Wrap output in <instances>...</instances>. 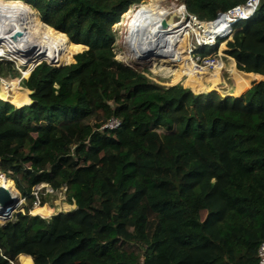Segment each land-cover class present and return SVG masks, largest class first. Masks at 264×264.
<instances>
[{
  "label": "trees",
  "instance_id": "trees-1",
  "mask_svg": "<svg viewBox=\"0 0 264 264\" xmlns=\"http://www.w3.org/2000/svg\"><path fill=\"white\" fill-rule=\"evenodd\" d=\"M22 1L60 36L36 64H70L43 61L21 100L0 96V172L26 205L0 223V264H259L264 81L249 86L264 75V0L230 34L243 78L233 97H195L116 58L114 25L145 0ZM182 1L202 21L247 2ZM113 117L121 126L104 127ZM41 184L76 209L45 217L56 208Z\"/></svg>",
  "mask_w": 264,
  "mask_h": 264
},
{
  "label": "bare ground",
  "instance_id": "bare-ground-1",
  "mask_svg": "<svg viewBox=\"0 0 264 264\" xmlns=\"http://www.w3.org/2000/svg\"><path fill=\"white\" fill-rule=\"evenodd\" d=\"M163 1V0H162ZM157 0L155 3L143 2L136 9L129 10L125 19L120 22L125 26V35H124V43L126 47L129 49L130 54L134 56H138L140 54L147 55L145 57L150 56H158L161 58V63L163 65L162 69L165 74H168L172 71V69L176 66L181 69H185L184 67V58H186V53H191L193 48H189L186 52H182L177 48H170L165 45V42L171 40L172 37H178L180 35L189 37L192 33H196L198 35L201 33L203 38L209 42L210 38L215 37L217 35L226 34L227 29L230 27L232 18L234 15L226 14L220 19H216L215 21H202L198 18L190 19L189 22L185 24L183 28L178 27L179 23L175 21V19L171 17V15H178V8L173 5L172 9L163 6ZM157 9H156V8ZM180 7V6H179ZM185 9V7L182 5ZM255 4H245L240 11L242 12L243 18L250 17ZM35 11L32 10L24 1L22 0H0V17L5 21L9 22L13 27L21 30V40L28 41L31 46L36 48L35 57L39 56L36 61L31 65L29 70L36 64L38 59L42 57L46 52L45 51L51 44L58 45L60 36L58 32L52 29L49 25H45L35 16ZM180 14V13H179ZM186 14V13H185ZM239 15V14H238ZM240 16V17H242ZM166 20V27L162 26V21ZM180 21V19H178ZM234 32V30L229 29V32ZM196 43V42H195ZM193 45V42L192 44ZM17 44L9 39H4L3 41V51L2 55H4V51L6 49L12 50L16 47ZM84 48V46H83ZM196 47L194 50H196ZM58 47L56 48V51ZM147 53V54H146ZM29 55L26 57L19 56L17 53L15 54V58L18 60V64L21 66H25L24 73L28 72V63L29 59L34 56ZM140 57V56H138ZM157 57V58H158ZM2 59L1 61H4ZM142 60V59H141ZM152 60V59H151ZM0 61V62H1ZM153 61V60H152ZM73 63V62H72ZM67 64V63H66ZM199 64V63H198ZM205 64V63H204ZM64 65V64H62ZM200 65V64H199ZM210 67L216 66V61L210 62ZM20 68V67H19ZM195 70L199 68L197 65L194 67ZM205 67H203L204 69ZM28 70V71H27ZM223 69H219L213 71L212 80L206 81L211 82L206 89L208 92L212 90L213 87L218 88L222 83V74ZM22 72V71H21ZM233 74L235 78V90H237L243 80L242 76L233 69ZM262 77H264L262 75ZM261 78V77H260ZM4 88L3 91L0 92V96L10 95L12 90L14 89L15 93L14 99L21 100L27 92V89L22 90L20 87V80L10 81L7 78H2ZM253 79L252 81H254ZM205 87L204 84L200 86H193L195 92H198V89ZM32 90L30 89V94ZM29 94V95H30ZM8 97V96H7ZM31 101V99H30ZM13 181L10 178L5 177L0 173V184H4L6 186H11ZM12 188V187H11ZM14 191V190H13ZM72 206L70 205V208ZM74 208V207H72ZM2 213L5 212L4 209L0 208ZM43 216V215H42ZM20 264H26L24 260H19Z\"/></svg>",
  "mask_w": 264,
  "mask_h": 264
},
{
  "label": "rangeland",
  "instance_id": "rangeland-1",
  "mask_svg": "<svg viewBox=\"0 0 264 264\" xmlns=\"http://www.w3.org/2000/svg\"><path fill=\"white\" fill-rule=\"evenodd\" d=\"M155 1H157V0H145L144 2L155 3ZM158 1L163 6L165 5V7H167V8L172 9L173 5H175L176 8H178V11H179L178 15L177 14L171 15V18L174 16L173 18L175 19V21L177 23H179V25H178L179 29L183 28L185 26V24L190 21V19L186 17L187 10L182 7V5H183L182 0H163V1L158 0ZM139 5H141V4H139ZM132 9H134V7H132ZM126 13L123 14L122 20L125 19L124 17L126 15ZM35 16L38 19H40L39 13L36 12ZM178 19H180V21ZM122 20L120 22H122ZM120 22L114 25V30L116 33L115 52H116V58L118 60L126 63L127 65L133 66V67L141 69V70H143L144 68H147L148 71L146 72V75L150 79H152L154 82H156L160 85H164L166 87H169V86H172V85H175L178 83V84H182L186 88H191L193 91H195L193 89V86H200V85L204 84L205 87L198 89V93H201V94L206 93V92L210 93L207 91L206 88L209 85H211V82H206V81H211L214 78V77L212 78L213 71L218 70V69L215 68L216 66L210 67L209 63L214 62L216 60H219L220 63L222 62V64H224L222 74H221L222 83L218 87L219 93L222 96H227V95H229L231 97L236 96L233 94L235 91V87H236L233 69L235 67L238 68V65H237L235 58L232 55L227 53L228 50L230 49L228 43L230 41L234 40L233 33L230 36L231 32H229V34L226 37L217 39L216 43L212 46H208L207 48L200 47L202 50L207 49V51H210L206 56H204L200 59H197V58H199L198 53H193V54L192 53H186L187 57L184 58L185 69L183 70V69L175 66L170 73L165 74L163 69H162L163 65L160 62L161 61L160 57L150 56V57H144L141 60L137 56L130 54L129 49L126 47V45L124 43V35H125V32H124L125 29L124 28H125V26L123 24H120ZM236 28H234V29H236ZM196 41H197V37H194L193 35L192 36L190 35L189 37L180 35L178 37L176 36L175 38L172 37L171 40H169L168 42H165V45L167 44V46H169L170 48H177L182 52H186L189 48L193 47V45L195 44L194 42H196ZM192 42H193V45H191ZM85 49H87V48H83L80 52H82ZM54 50H55V46H54ZM193 50H194V48H193ZM80 52H78V53H80ZM208 59H211V61L209 63H206V60H208ZM1 62H3V64H4L5 71L0 66V92L4 90V88L2 87V85H3L2 78H7L10 81L20 80L21 81L20 82L21 89L22 90L27 89L24 87V80L28 76H26L24 73L25 68L18 64V60L16 58L14 59V61L9 60V59H5L4 61H1ZM13 65H14V67H13ZM196 65L199 68H197L195 70L194 67ZM29 67H30V64L28 63V68ZM203 67H205V68L203 69ZM11 68H13V70H10ZM262 80L264 81V77L256 78L252 82L251 86H249V88H251L254 85V83H257V82L262 81ZM12 92H15V90L13 89ZM12 92L10 93V95H7L8 100L10 98H12V99L14 98L15 93L12 94ZM31 94L29 95L30 98H31ZM26 104H28V103L23 104L21 107H23ZM9 188L11 189V191L14 195H17L19 198H22L20 192L15 187L14 182L11 184V186H9ZM36 193H38L37 195L40 198V202L43 201L44 205H46V204L48 206L52 205V206H55V208H56L54 212L45 215V217H49L53 214H57V213H61V212L67 213L69 211L75 210L77 207V205L75 204V208H72V207L70 208V205H72V204H69L67 202L65 192L55 190L49 184L39 185ZM40 202L38 201V203H35L34 208L30 212L32 215L37 214L36 211H37V208L40 207ZM25 207H26L25 199L22 198V200H20L18 202V204L16 205L15 209H13L12 211L5 214L6 217H2L4 215H2V216L0 215V223H6L9 219L13 218L17 213L25 212L26 211ZM38 215H41V214H38ZM13 264H20L19 258ZM28 264H32L31 259L28 262Z\"/></svg>",
  "mask_w": 264,
  "mask_h": 264
},
{
  "label": "water",
  "instance_id": "water-1",
  "mask_svg": "<svg viewBox=\"0 0 264 264\" xmlns=\"http://www.w3.org/2000/svg\"><path fill=\"white\" fill-rule=\"evenodd\" d=\"M28 5V4H27ZM32 10L36 11L37 13L38 10L37 9H33L30 5H28ZM225 14H219L218 18L217 19H220L221 17H223ZM171 18V17H170ZM215 21V20H214ZM41 22L45 25H48L46 24L45 22H43L41 20ZM167 21L166 20H163L162 21V26L163 27H166ZM59 31V30H58ZM67 35V34H66ZM21 38V30L20 29H17L15 27H13L9 22H5L1 17H0V44L4 41V39H9L13 42H15L17 44L16 47H14L12 50L9 51L10 54L14 55L17 53L19 56H23V57H26V56H29V55H34V53H36V48L31 46V44L28 42V41H23L20 39ZM69 38V37H68ZM84 48H88L87 46L83 45ZM78 54V53H76ZM75 54V55H76ZM147 54V53H146ZM140 56V57H138ZM137 57L142 59L144 58L145 56L147 55H144L143 54H140L138 55ZM43 61H47L49 64L51 65H56V66H65V65H68L70 63H67V64H64V65H57L55 63H51L50 61L48 60H43ZM43 61L41 62H38L33 68L32 70L30 71L28 77L30 76L31 72L33 71V69L38 66L40 63H42ZM75 57H74V62H75ZM187 91H192L194 92V96L195 97H199L201 95V93H198V92H195L193 91L191 88H186ZM33 93V91H32ZM206 94H208L206 92ZM31 101L28 102V104H31L34 100L32 98H30ZM5 176V175H4ZM6 177V176H5ZM22 200L21 198H19L17 195H14L11 191V189L4 185V184H0V208L4 209L5 212L2 213L0 211V215H4L2 217H6L5 214H7L8 212L12 211L13 209H15L16 205L18 204V202Z\"/></svg>",
  "mask_w": 264,
  "mask_h": 264
},
{
  "label": "built area",
  "instance_id": "built-area-1",
  "mask_svg": "<svg viewBox=\"0 0 264 264\" xmlns=\"http://www.w3.org/2000/svg\"><path fill=\"white\" fill-rule=\"evenodd\" d=\"M259 3H260V0H247V2L245 3L247 5H249V4H255L254 10H253L251 16L256 12V9H257ZM245 4L238 5V6L234 7L233 9H231L227 13H222V14H225V15L226 14L234 15L233 18H232L233 20L231 22V25L227 29L228 32L226 34L217 35L215 37H212V38L209 39L210 41L207 42V40H205L203 38V35L201 33H199L198 35H196V33H192L191 36L193 35L194 37H197V41H196L197 44L194 42L195 44L193 45L192 48L195 49L198 46L197 49H200V47L212 46V45H214L216 43V41H217L218 38L226 37L229 34V29H231V26L234 25L235 22L238 21L239 19H243L244 16H242V12L237 13V11H240L241 8H243V6ZM240 16H242V17H240ZM186 17L189 18V19H192V18L196 19L197 18L196 15L191 14V13H188V12L186 14ZM192 48H191V50H192ZM197 49L196 50H193L191 53L192 54L193 53H197ZM2 51H3V42L0 44V61L2 59H9V60L14 61L15 56L9 53V51H10L9 49H6L4 51L5 52L4 55H2L3 54ZM197 59H200V57L197 58ZM210 61H211V59H208V60H206V63H209ZM120 125H121V120L118 119V118H116V117H113L112 119H110V121L107 124L104 125V127H108V128H118V127H120ZM36 194H38V193H36ZM36 203H38V202H36ZM257 256H258V259H259V264H264V241H262L261 244L259 245L258 252H257Z\"/></svg>",
  "mask_w": 264,
  "mask_h": 264
},
{
  "label": "clouds",
  "instance_id": "clouds-1",
  "mask_svg": "<svg viewBox=\"0 0 264 264\" xmlns=\"http://www.w3.org/2000/svg\"><path fill=\"white\" fill-rule=\"evenodd\" d=\"M183 6L185 7V9H186V6L183 4ZM132 7H134V9H136L137 7H138V5H133ZM132 7H130V9L129 10H131L132 9ZM128 10V11H129ZM187 10V9H186ZM127 11V12H128ZM188 12V11H187ZM189 13V12H188ZM222 14V13H221ZM251 17V16H250ZM250 17H246V18H243V19H239L238 21H236L235 22V24L234 25H232L231 26V29H234V28H236L237 27V24L241 21V20H247V19H249ZM219 39V38H218ZM203 48H207V47H203ZM203 50H206V49H203ZM201 48L200 49H197V51H203ZM13 67H14V65H13ZM24 68H25V66H23ZM28 78V77H27ZM117 118V117H116ZM112 119V118H111ZM119 119V118H118ZM110 121V120H109ZM108 121V122H109ZM107 122V123H108ZM106 123V124H107ZM121 126V125H120ZM119 128V127H118ZM111 129H117V128H111ZM2 173V172H1ZM2 174H4V173H2ZM5 175V174H4ZM6 176V175H5ZM7 177V176H6ZM8 178V177H7ZM22 199V198H21Z\"/></svg>",
  "mask_w": 264,
  "mask_h": 264
},
{
  "label": "crops",
  "instance_id": "crops-1",
  "mask_svg": "<svg viewBox=\"0 0 264 264\" xmlns=\"http://www.w3.org/2000/svg\"><path fill=\"white\" fill-rule=\"evenodd\" d=\"M28 89V88H27Z\"/></svg>",
  "mask_w": 264,
  "mask_h": 264
}]
</instances>
